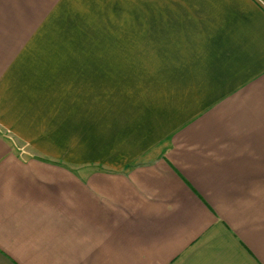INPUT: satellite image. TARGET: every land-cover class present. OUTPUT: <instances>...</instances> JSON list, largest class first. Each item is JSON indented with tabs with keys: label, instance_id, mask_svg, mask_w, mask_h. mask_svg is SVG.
<instances>
[{
	"label": "crops",
	"instance_id": "0c3cea01",
	"mask_svg": "<svg viewBox=\"0 0 264 264\" xmlns=\"http://www.w3.org/2000/svg\"><path fill=\"white\" fill-rule=\"evenodd\" d=\"M0 264H264V0H0Z\"/></svg>",
	"mask_w": 264,
	"mask_h": 264
},
{
	"label": "rangeland",
	"instance_id": "374dc122",
	"mask_svg": "<svg viewBox=\"0 0 264 264\" xmlns=\"http://www.w3.org/2000/svg\"><path fill=\"white\" fill-rule=\"evenodd\" d=\"M124 58V55L123 57ZM112 63L110 61V59H104V61L102 62V64L99 66L100 68H104V79H105V85L107 86L108 84H110L112 82V80H116V81H120V82H124L127 85H130V82L133 81V78L131 76H129V72L127 69H123L121 70L122 73H119L118 70H115L114 75L108 76L107 72H108V65ZM125 64V60L123 59V65ZM93 71V70H92ZM95 71V70H94ZM93 71V72H94ZM96 72V71H95ZM96 77L97 78H102L103 79V75L101 72L97 71L96 72ZM94 83L92 80H88V83L86 84H80L77 83L74 87H75V94L72 97L73 99L71 100V102L69 103L70 107H73V113L80 111L78 109H76L78 104H83V100H80L83 96L86 95V89L84 85H88L90 86L92 89H95L97 91L98 88H96L98 86V83H95V86L92 84ZM62 102V101H61ZM59 102V103H61ZM78 103V104H77ZM72 113V114H73ZM84 115V114H82ZM71 116V115H70ZM69 116V117H70ZM49 119V118H48ZM79 119V118H78ZM58 120H59V116H58ZM41 122L43 124H45V122L43 120H41ZM80 122V120H79ZM96 127H90V131L92 129H94ZM77 127H74V154L75 157H78L80 159L84 158L85 156H90L91 158H99L100 157V151L98 149H104L105 146L107 145H113V143H128L129 141L126 139V137H122L120 135V133L117 134V138L113 141L112 136H111V140H104L102 133L99 136V142H103V143H99L97 141L98 139V134L96 133H86L85 131H81V132H76ZM59 133V132H58ZM80 133V134H79ZM60 134V133H59ZM13 136L9 135V138H12ZM13 140H10L11 142L15 143L17 145V149L19 151L22 152H27L28 148L23 144V142L17 140L16 138H12ZM94 144L98 145L97 148L94 147ZM163 145V144H161ZM161 145H159L155 151H158L159 149H161ZM89 151V152H88ZM112 151V150H111ZM87 152V153H86ZM105 152V151H104ZM103 152V153H104ZM102 153V155H103ZM85 165V166H83ZM83 166V167H82ZM96 166L90 165V164H81V165H74V169L76 171L82 172V173H87L88 171H91L92 169H94Z\"/></svg>",
	"mask_w": 264,
	"mask_h": 264
}]
</instances>
